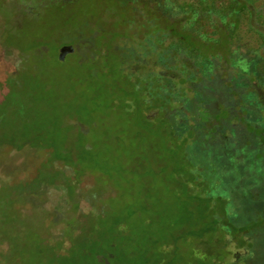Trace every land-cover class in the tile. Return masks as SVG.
I'll use <instances>...</instances> for the list:
<instances>
[{
	"label": "trees",
	"instance_id": "1",
	"mask_svg": "<svg viewBox=\"0 0 264 264\" xmlns=\"http://www.w3.org/2000/svg\"><path fill=\"white\" fill-rule=\"evenodd\" d=\"M217 1L169 0L174 17L183 15L186 22V13L192 12L195 15L192 29L207 33L203 26L211 27L209 33L218 44L220 24L234 40L244 18L250 20L251 26L264 19L260 13L264 7L258 6L260 0H227L221 7ZM146 5L134 11L142 15L143 11L162 9L156 4L153 8ZM215 16L223 17L226 23L221 20L216 23ZM155 21L150 23L157 25ZM255 33L264 49L263 32ZM191 35L166 33L160 40L153 41L152 37L146 40L152 45L153 53L158 48L163 56L161 68L168 70L170 63L185 56L187 59L180 66H185L187 72L182 75H165L155 70L147 74L130 72L119 57L100 55L102 66H97V70L103 71L101 75L105 78L114 77V86L127 98L124 105L115 109L121 124L117 129L121 131L109 134L107 139L102 137V142L95 146L103 148L99 147L95 154L94 145L86 137L93 124L81 123V150L73 157L67 149L59 155V160L70 168H77L69 176L66 169L52 171L57 175L62 170V177L68 178L67 182L64 180L68 190L75 183L78 189L86 177L94 181L89 188L98 190L95 198L90 197L93 206L90 214L84 220L65 219L63 235L52 239L56 242V247H50L52 263L61 260L66 263V257L73 254L76 262L77 248H81L90 252L96 264H264V57L260 51L245 57L240 47L231 51L236 56L234 61L239 62L233 65L236 71L233 82L240 83L243 93L238 96L240 103L218 109L213 103L221 94L219 85L214 83L215 60L219 58L202 56L200 41ZM170 38L176 42L165 48ZM7 42L12 43L10 47L15 44L22 49L14 40ZM191 42L198 43L187 52L190 47L186 44ZM98 43L105 46L104 41ZM202 47L207 45L202 43ZM136 57H132L134 63H138ZM112 60L119 64L113 73L110 72ZM191 69L194 72L188 73ZM97 70L96 74L100 75ZM190 78L198 83L210 79L212 83L194 86ZM254 85L263 93L252 89ZM222 110H229V115L221 116ZM152 111L156 114L149 116ZM32 126L24 143L21 139L17 143L16 138L10 141L2 134L0 139V153L11 148L27 159L14 166L9 174L15 181L9 185L12 190L9 194L16 199L15 219L19 225L27 213L41 214L40 194L55 182H47L45 178L49 149L44 145L47 135L55 129H45L40 120H34ZM104 131L101 136L106 135ZM241 137L248 142H242ZM36 163L39 164L37 176L20 179L17 171L30 172V166ZM123 182L128 183L137 199L127 202L115 198L119 188L116 183ZM76 191L69 195L75 197ZM110 191L114 197L108 202L104 194ZM118 202L125 203L123 209L117 206ZM28 205L33 206L23 210ZM47 225L48 231L56 225L55 219ZM67 243L70 246L66 247ZM25 256L22 252L17 258L24 260Z\"/></svg>",
	"mask_w": 264,
	"mask_h": 264
},
{
	"label": "rangeland",
	"instance_id": "2",
	"mask_svg": "<svg viewBox=\"0 0 264 264\" xmlns=\"http://www.w3.org/2000/svg\"><path fill=\"white\" fill-rule=\"evenodd\" d=\"M226 1L218 0L216 3L221 7ZM145 4L150 8L156 4L162 9L143 11L142 15H138L134 9L141 6L140 10ZM258 6L264 7V0H260ZM172 9L169 0H0V135H6L10 141L16 138L17 143L21 139L24 143L26 135L30 137L34 120H40L45 129H55L50 131L51 134L47 135L44 141V145L49 149L45 178L47 182H55L46 186L40 194L38 203L43 206L41 214L27 213L20 225L16 224L15 219L16 199L13 194H9L12 191L9 185L15 181L9 174L14 166H20L27 161L26 155L11 148H5L0 153V264H96L92 260L93 256L89 255L90 252L87 253L81 248H77L76 262L73 261V254L66 257V263L62 260L61 263H52L50 247H56V242H52V239L63 235L65 219L84 220V216L90 214L93 207L90 200L95 198L98 190L97 187L89 188L94 184L91 177L84 178L78 189L75 183L71 187L73 189L68 190L64 181L67 182L68 178L62 177L61 171L66 169L69 176L74 174L77 168H70L69 164L59 160V155L67 149L73 157L81 150V123L93 124L86 137L94 145L92 150L95 154L99 147L103 148L95 146L99 141L102 142V137L107 139L109 134L121 131L117 129L121 124L118 123L115 109L124 105L127 98L121 89L114 86V77L105 78L106 76L101 75L103 71L97 70V66H102L100 55H110L112 59L119 57L125 63V69L130 72L141 71L147 74L155 70L165 75H182L187 72L185 66H180L185 63V56L178 61H171L168 70L161 68L159 63L162 62L163 56L158 53V48L157 53H153L152 45L146 40L149 37L154 38L153 41L160 40L166 33L180 37L189 36L191 33L193 38L196 37L200 41L198 46L202 56L219 58L215 60L214 83L219 85L221 94H214L217 98H214L213 107L227 108L225 105L240 103L238 96L243 93V89L240 88V83L233 82L236 76L233 65L236 66L239 62L234 61L236 56L235 53L232 55L231 51L240 47L245 57H252L257 51L262 52L259 54L264 57V49L260 46L262 42L257 36L258 32L255 33L261 31L264 34V19L260 24L253 22L251 26L250 20L244 18L234 40L227 28L220 24L221 37L218 44L214 40L215 37L209 33L212 32L211 27L203 26L207 33L192 29L195 17L192 12L186 13L188 20L185 22L186 17H174L171 14ZM175 10L173 12L176 14ZM260 13L264 15V10ZM153 19L157 25L150 23ZM219 20L226 23L223 17H213V21L218 24ZM7 39L18 42L22 49L15 44L10 47L12 43L7 42ZM99 39L105 42V46L98 43ZM175 42L174 38L168 39L165 48ZM201 42L207 47L201 48ZM194 43L196 42L186 44L190 47L187 52L197 46ZM64 46H73L76 51L62 61L59 51ZM134 56H137L138 63L133 62ZM113 61L111 73L115 67L119 68V64ZM95 70L100 71V75H97ZM189 72H194V69ZM145 78L143 75V79ZM189 82L194 86H199L202 82L207 84L206 86L212 83L210 79H201L198 83L192 78ZM252 89L263 93L255 88V85ZM110 109L114 110V113H111ZM155 114L156 111H152L149 116ZM220 115L228 116L229 110H222ZM103 131L106 135L101 136ZM240 140L248 142V139L243 137ZM42 157H46V154ZM32 163L34 164V161ZM38 165L36 163L35 166H30V172L23 170L17 171V174H20V179L23 180L33 179L38 174ZM55 169L62 170L57 171L59 174L55 175V172H52ZM116 185L119 188L115 198L127 202L137 199V195H132V188L128 183ZM75 191V197H71L69 194ZM104 195H107L105 197L108 202L114 197L111 191ZM123 205L125 203H117L122 209ZM32 206L23 207V210H29ZM52 219H55L56 225L47 231V224ZM65 246L70 245L67 243ZM22 252L26 254L24 260L17 258Z\"/></svg>",
	"mask_w": 264,
	"mask_h": 264
},
{
	"label": "water",
	"instance_id": "3",
	"mask_svg": "<svg viewBox=\"0 0 264 264\" xmlns=\"http://www.w3.org/2000/svg\"><path fill=\"white\" fill-rule=\"evenodd\" d=\"M75 52V48L73 46H64L59 51V58L64 61L65 57L68 54H73Z\"/></svg>",
	"mask_w": 264,
	"mask_h": 264
},
{
	"label": "flooded vegetation",
	"instance_id": "4",
	"mask_svg": "<svg viewBox=\"0 0 264 264\" xmlns=\"http://www.w3.org/2000/svg\"><path fill=\"white\" fill-rule=\"evenodd\" d=\"M75 51H76V50H75ZM74 53H75V52H74ZM74 53H73V54H74ZM69 55H72V54H68V55L65 57V60L67 59V57H68Z\"/></svg>",
	"mask_w": 264,
	"mask_h": 264
}]
</instances>
